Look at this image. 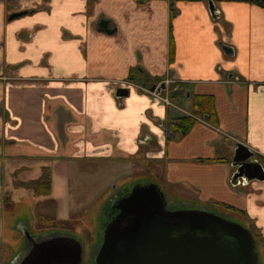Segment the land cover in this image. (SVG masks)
<instances>
[{"label": "crops", "instance_id": "crops-1", "mask_svg": "<svg viewBox=\"0 0 264 264\" xmlns=\"http://www.w3.org/2000/svg\"><path fill=\"white\" fill-rule=\"evenodd\" d=\"M162 79L173 105L137 85ZM236 141L264 167V0H0V183L28 157L143 170L264 245V179L235 177Z\"/></svg>", "mask_w": 264, "mask_h": 264}, {"label": "water", "instance_id": "water-1", "mask_svg": "<svg viewBox=\"0 0 264 264\" xmlns=\"http://www.w3.org/2000/svg\"><path fill=\"white\" fill-rule=\"evenodd\" d=\"M29 12H14L11 17ZM106 24L102 18L99 25ZM104 30L112 32L107 26ZM128 93L127 87L116 92L118 96ZM235 146V177L264 179V167L254 159V151L240 141ZM115 201L119 212L105 227L96 264H261L250 228L208 206L174 205L154 181L136 183L110 203ZM24 236L30 248L23 264H79L82 260L83 243L74 236L55 232L34 236L28 229Z\"/></svg>", "mask_w": 264, "mask_h": 264}, {"label": "rangeland", "instance_id": "rangeland-1", "mask_svg": "<svg viewBox=\"0 0 264 264\" xmlns=\"http://www.w3.org/2000/svg\"><path fill=\"white\" fill-rule=\"evenodd\" d=\"M159 94L163 96L161 92ZM62 157L56 158L58 161L28 157L9 161L11 167L4 168L0 183V256L3 264L23 247L24 228L34 236L53 232L74 236L82 241L85 257H89L100 238L108 204L136 183L154 180L163 184L161 188L167 201L188 203L190 200L187 192L184 195L178 188L160 182L156 175L150 176L143 170L75 164L74 159L61 161ZM1 172L0 168V175ZM43 181H48L50 191L48 188L38 190V183ZM212 208L251 229L252 222L241 214L223 207ZM258 250L261 264H264V245L260 241Z\"/></svg>", "mask_w": 264, "mask_h": 264}, {"label": "flooded vegetation", "instance_id": "flooded-vegetation-1", "mask_svg": "<svg viewBox=\"0 0 264 264\" xmlns=\"http://www.w3.org/2000/svg\"><path fill=\"white\" fill-rule=\"evenodd\" d=\"M25 10V9H24ZM23 11V10H20ZM18 12V11H15ZM21 16V15H20ZM145 86V85H144ZM158 90L161 89V84H158ZM254 159L257 161V159L254 156ZM259 162V161H258ZM125 191V190H124ZM124 194V193H123ZM116 201L114 202V204L112 205V203H109L107 206V210H106V214L103 217V225H102V229H101V233H100V238L97 242V245L93 251V253L89 256V257H85V252H84V246H83V253H82V260L79 262V264H96L95 261V256L97 254V252L99 251L102 243H103V239H104V230L106 225L116 216V214L119 212V209L116 208ZM174 205H178L180 207L182 206H186L187 203L185 202H179V203H173ZM190 204V203H189ZM215 210V209H213ZM219 211V210H218ZM221 212V211H220ZM23 230H26L25 228ZM252 233H255L253 231V229L251 228ZM256 234V233H255ZM25 237V236H24ZM258 244V243H257ZM30 248V242L28 241V239L25 237V242L23 247H21L12 257L11 259L8 261L7 264H23V258L25 253L29 250ZM261 262V261H260Z\"/></svg>", "mask_w": 264, "mask_h": 264}, {"label": "trees", "instance_id": "trees-1", "mask_svg": "<svg viewBox=\"0 0 264 264\" xmlns=\"http://www.w3.org/2000/svg\"><path fill=\"white\" fill-rule=\"evenodd\" d=\"M197 106L198 105V99L196 98V99H194V106ZM198 113H200L201 111L200 110H198L197 111ZM186 118H188V121H185V119ZM181 120H184V126H182V127H186L187 129H189V127H190V125H191V121H192V118L191 117H184V119H180V121ZM174 130L175 131H177V127L175 126L174 127ZM48 181H43V182H40V183H38V190H40V191H43L44 190V188L46 189V188H48L47 190L48 191H50L51 190V188H50V186L48 187ZM126 191V190H125ZM125 191H122V193H125ZM169 201V200H168ZM170 202V201H169ZM171 203H178L177 201H175V202H171ZM226 208V207H225ZM227 208H229V209H232V207H230V206H227ZM213 209V208H212ZM216 210H218V209H216ZM253 235H254V239L256 240V242L259 244V241L261 242L262 240H263V238L261 237V235H259V234H255V233H253Z\"/></svg>", "mask_w": 264, "mask_h": 264}, {"label": "built area", "instance_id": "built-area-1", "mask_svg": "<svg viewBox=\"0 0 264 264\" xmlns=\"http://www.w3.org/2000/svg\"><path fill=\"white\" fill-rule=\"evenodd\" d=\"M167 81H168V79H162L161 82L159 83V85H160V84H163V83H167ZM137 85H138L141 89L147 90L148 92L152 93L153 95L159 97V98L162 99L167 105H171V104L173 105V104H174L173 101L170 99L169 96L163 97V96H161V95L159 94V92H158V87H159V86H156L155 89H150V88L145 87V86L140 85V84H137Z\"/></svg>", "mask_w": 264, "mask_h": 264}, {"label": "bare ground", "instance_id": "bare-ground-1", "mask_svg": "<svg viewBox=\"0 0 264 264\" xmlns=\"http://www.w3.org/2000/svg\"><path fill=\"white\" fill-rule=\"evenodd\" d=\"M146 87V86H145Z\"/></svg>", "mask_w": 264, "mask_h": 264}]
</instances>
